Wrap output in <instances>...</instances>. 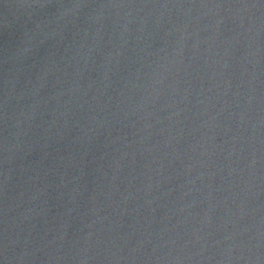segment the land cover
I'll return each mask as SVG.
<instances>
[{"label":"water","instance_id":"water-1","mask_svg":"<svg viewBox=\"0 0 264 264\" xmlns=\"http://www.w3.org/2000/svg\"><path fill=\"white\" fill-rule=\"evenodd\" d=\"M0 264H264V0H0Z\"/></svg>","mask_w":264,"mask_h":264}]
</instances>
